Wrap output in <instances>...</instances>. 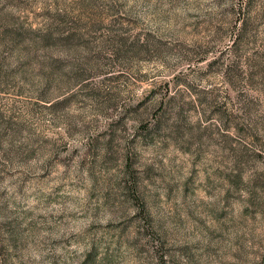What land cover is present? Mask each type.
Listing matches in <instances>:
<instances>
[{
  "label": "rangeland",
  "instance_id": "1",
  "mask_svg": "<svg viewBox=\"0 0 264 264\" xmlns=\"http://www.w3.org/2000/svg\"><path fill=\"white\" fill-rule=\"evenodd\" d=\"M262 55L264 0H0V264H264Z\"/></svg>",
  "mask_w": 264,
  "mask_h": 264
},
{
  "label": "trees",
  "instance_id": "2",
  "mask_svg": "<svg viewBox=\"0 0 264 264\" xmlns=\"http://www.w3.org/2000/svg\"><path fill=\"white\" fill-rule=\"evenodd\" d=\"M251 25H252V23L250 22V19L247 16L246 11L245 12L242 11V8L239 7L238 16L236 18L235 27L233 30L234 38H236V37L237 38H243L246 36V34H249L251 32V30H253ZM48 37H50V35L46 34V33L41 35V38L44 41H46L48 39ZM256 65L264 67V56L263 55L258 58Z\"/></svg>",
  "mask_w": 264,
  "mask_h": 264
}]
</instances>
